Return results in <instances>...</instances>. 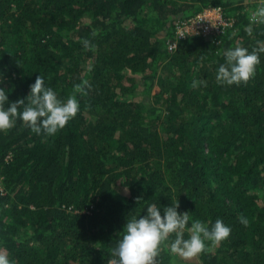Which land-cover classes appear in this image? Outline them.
<instances>
[{
  "label": "trees",
  "instance_id": "16d2710c",
  "mask_svg": "<svg viewBox=\"0 0 264 264\" xmlns=\"http://www.w3.org/2000/svg\"><path fill=\"white\" fill-rule=\"evenodd\" d=\"M260 4L0 0L9 102L26 99L42 75L59 99L80 104L55 135L19 119L0 132V251L13 264H107L128 219L151 204L164 215L179 201L188 227L221 219L231 228L195 264H264V53L247 85L215 79L226 49L264 41V24L245 30ZM211 5L233 25L215 38L181 37L169 50L177 22ZM178 258L164 247L158 264Z\"/></svg>",
  "mask_w": 264,
  "mask_h": 264
},
{
  "label": "clouds",
  "instance_id": "9594fccd",
  "mask_svg": "<svg viewBox=\"0 0 264 264\" xmlns=\"http://www.w3.org/2000/svg\"><path fill=\"white\" fill-rule=\"evenodd\" d=\"M249 21L245 30L251 36L253 25L264 24V0L250 15ZM83 43L86 49L90 48L88 40ZM261 53H264V41H257V46L251 51L239 44L226 49L223 53L225 63L217 69L216 82L229 86L247 85L256 75ZM200 85L206 86L207 82H193V87ZM6 104L10 106L5 107ZM79 111L80 104L75 96L62 101L52 88L46 87L42 75H38L30 85L26 99L9 102L6 90L0 87V132L3 133L14 128L19 119L33 133L52 136L74 119ZM137 200L139 202L141 198L137 197ZM179 207V201L173 202L164 208V215H161L160 208L151 204L147 206V215L128 219L123 231L119 233L117 246L110 250L111 258L107 264H158V257L164 247H168L172 254L184 261H192L202 254L211 253L230 237L231 228L221 219H217L211 228L200 220H193L188 227L189 212L181 213ZM239 219L247 226L246 217L241 215ZM185 232L188 238H185ZM0 264H13L5 251H0Z\"/></svg>",
  "mask_w": 264,
  "mask_h": 264
},
{
  "label": "built area",
  "instance_id": "2783aa9c",
  "mask_svg": "<svg viewBox=\"0 0 264 264\" xmlns=\"http://www.w3.org/2000/svg\"><path fill=\"white\" fill-rule=\"evenodd\" d=\"M233 17L227 14L222 5L206 6L197 14L177 22L176 36L167 40L169 50H174L178 39L189 34H200L206 38H215L233 25Z\"/></svg>",
  "mask_w": 264,
  "mask_h": 264
},
{
  "label": "rangeland",
  "instance_id": "374dc122",
  "mask_svg": "<svg viewBox=\"0 0 264 264\" xmlns=\"http://www.w3.org/2000/svg\"><path fill=\"white\" fill-rule=\"evenodd\" d=\"M153 96V95H152ZM198 261V258L192 260V261H184L181 257L177 259V264H185V263H190V264H195Z\"/></svg>",
  "mask_w": 264,
  "mask_h": 264
}]
</instances>
